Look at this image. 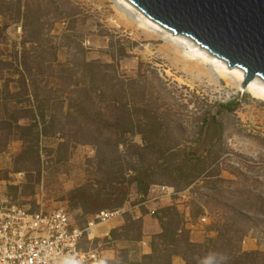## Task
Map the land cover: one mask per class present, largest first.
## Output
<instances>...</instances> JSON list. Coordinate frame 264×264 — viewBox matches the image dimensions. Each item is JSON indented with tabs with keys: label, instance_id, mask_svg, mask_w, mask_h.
<instances>
[{
	"label": "rangeland",
	"instance_id": "obj_1",
	"mask_svg": "<svg viewBox=\"0 0 264 264\" xmlns=\"http://www.w3.org/2000/svg\"><path fill=\"white\" fill-rule=\"evenodd\" d=\"M22 54L28 55L30 76L20 64ZM218 59L128 0H0V197L33 210L66 207L79 225L98 210L125 208L110 238L100 241L109 258L102 263L137 264L148 261L143 239L167 253L155 238L162 228L157 215H149L152 205L140 204L149 188L190 186L191 199L162 200L156 211L172 208L164 212L167 218L178 213L190 241L213 240L202 249L207 261L222 263L228 254L224 264H264V100L244 92L233 73L238 67L229 69L219 59L220 69ZM83 85L91 95L98 86L95 101L102 111L112 96L135 109L138 125L123 136L116 154L71 141L64 126L60 133L19 139L15 124L34 118L27 111L35 110L33 92L67 98L70 88ZM122 109L113 112L115 120ZM140 167H148L155 182L145 194L130 181ZM78 188L90 196H76ZM103 226L97 232L109 224ZM218 232L224 236L217 241ZM173 258L182 259L172 255L171 264Z\"/></svg>",
	"mask_w": 264,
	"mask_h": 264
},
{
	"label": "trees",
	"instance_id": "obj_2",
	"mask_svg": "<svg viewBox=\"0 0 264 264\" xmlns=\"http://www.w3.org/2000/svg\"><path fill=\"white\" fill-rule=\"evenodd\" d=\"M27 56V54H22L20 64L23 71L30 76L31 66L26 59ZM83 66L88 68L101 67V65L99 66L98 64L96 65V63L89 62H84ZM29 79L31 80V85H33L35 82L30 77ZM63 85L64 87H69L68 82H64ZM97 87L92 90V95L86 85L70 88V96L67 98H62L60 94H56L52 98L49 96L39 98V93L33 92L35 110L33 111L28 109L27 111H29L34 118L24 116L27 120H29V122L19 125L15 124V127L19 129V132H21L19 139L25 140L28 135L37 136L41 134L47 136L49 134L60 133L64 127H66L67 130L72 131L73 133L70 137L71 141L75 139L74 141L77 143L92 144L98 148L99 152L102 149L107 148L110 153L112 152L116 154L118 151L117 145L123 142V136L129 132H133L134 128L138 125L136 122H139V120H134L133 118L132 110L135 109L131 110L128 108L125 101L123 102L120 100L118 102L117 99L114 100L113 96L109 98L111 100L107 103V109L102 111L100 108L101 106H99V101H95V96L97 95L96 90H99ZM97 97H101L100 94H98ZM63 104L66 106L65 111H63ZM54 106H57V109H54V111L51 112ZM120 109L124 110V112L121 111V115L117 117V120H115L113 118V112L116 110L120 111ZM152 122L157 123L156 121ZM105 132H107V134L104 135ZM152 133H155V131L150 130V134ZM155 139L156 138H153V140L151 139L154 141L153 144H155ZM147 142H149V139L145 142L146 145ZM134 147L141 148L138 145ZM168 151L169 150L167 149V151L162 152L159 159L165 161L163 157ZM114 159L115 157L110 160V166L113 164L115 165ZM181 159L183 160L185 157L181 156ZM196 160L198 161L199 159L196 158ZM103 161H106V158H103ZM147 168L140 167L139 170L135 172V175L130 178V181L136 183L138 189H141L143 194L147 193L149 186L155 183L151 180V178H148V174L146 172ZM82 190V188H78L73 192H76V196H90L81 193ZM125 195V192L120 194V196ZM167 209L172 208H163L160 211L158 210L155 212L162 228V232L157 234L155 238L162 241L163 244H161L164 245V250L167 251V253L163 254L162 252H159L158 243L155 240H152L149 242V246L152 251L149 255L144 257L145 259H148V261L137 264H171L172 255L181 256L186 264H224L227 262L225 260L229 257L228 254L223 255V258L221 259L223 260L222 263H220V261H207L209 259L206 254L207 252L202 251V249L203 247L205 248V245L208 247L209 244L214 241L209 239L206 244H198L190 241L188 237L189 231L185 226H183V222L180 221V218L177 217L178 213L167 218V215H164V212ZM99 211L101 210L96 212ZM160 212L163 213L162 216H160ZM222 235L223 234H221V232H218V239L216 240L218 241L222 239ZM223 241L224 237L220 246H224ZM214 248L217 252L224 249V247H219V250L217 247H213V249ZM122 264L128 263L125 262Z\"/></svg>",
	"mask_w": 264,
	"mask_h": 264
},
{
	"label": "built area",
	"instance_id": "obj_3",
	"mask_svg": "<svg viewBox=\"0 0 264 264\" xmlns=\"http://www.w3.org/2000/svg\"><path fill=\"white\" fill-rule=\"evenodd\" d=\"M17 175V174H15ZM20 175V174H19ZM191 187L176 191L167 185H152L141 205L150 203L149 215L156 212V205L167 200L178 203L191 199ZM158 195V196H157ZM188 208V207H187ZM186 208V209H187ZM126 209H105L86 217L84 224L71 222L66 207L50 210H33L29 206L13 201L8 195L0 197V264H90L107 262L101 239L110 238L115 221ZM185 219V223L188 222ZM206 216L198 223H207ZM108 228L97 232L96 228ZM140 248H148L149 241L143 239Z\"/></svg>",
	"mask_w": 264,
	"mask_h": 264
},
{
	"label": "water",
	"instance_id": "obj_4",
	"mask_svg": "<svg viewBox=\"0 0 264 264\" xmlns=\"http://www.w3.org/2000/svg\"><path fill=\"white\" fill-rule=\"evenodd\" d=\"M173 34L244 71L241 87L264 81V0H128Z\"/></svg>",
	"mask_w": 264,
	"mask_h": 264
},
{
	"label": "bare ground",
	"instance_id": "obj_5",
	"mask_svg": "<svg viewBox=\"0 0 264 264\" xmlns=\"http://www.w3.org/2000/svg\"><path fill=\"white\" fill-rule=\"evenodd\" d=\"M193 50V49H192ZM194 51V50H193ZM197 51V50H196ZM193 53V52H192ZM194 54V53H193ZM198 54V52L195 53V55ZM213 55V54H212ZM215 57V56H214ZM219 60V59H218ZM217 62V61H216ZM219 63H220V69L222 68L223 69V65L222 63L220 62L219 60ZM219 65V64H218ZM225 67V65H224ZM223 71H220L221 74ZM233 73L234 75L236 76L238 82L241 84L243 79H244V71L242 69H237L235 68L233 70ZM238 83V84H239ZM244 92L246 93H251L252 97L254 98H257V99H261V100H264V83H259L257 82V78L251 80L246 86H244ZM100 228H96V230H99Z\"/></svg>",
	"mask_w": 264,
	"mask_h": 264
},
{
	"label": "crops",
	"instance_id": "obj_6",
	"mask_svg": "<svg viewBox=\"0 0 264 264\" xmlns=\"http://www.w3.org/2000/svg\"><path fill=\"white\" fill-rule=\"evenodd\" d=\"M147 241H149V239H146ZM145 251V254L147 255V254H149L150 252H151V249H150V246L146 249V250H142V252L141 253H143ZM108 252V251H107ZM144 254V255H145ZM106 256V255H105ZM106 258L107 259H109L107 256H106ZM184 264L183 263V260L181 259V258H176L175 260H174V258H173V264Z\"/></svg>",
	"mask_w": 264,
	"mask_h": 264
}]
</instances>
